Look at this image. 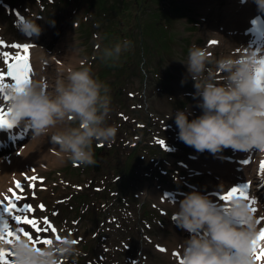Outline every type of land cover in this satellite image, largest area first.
<instances>
[{"label":"rangeland","instance_id":"rangeland-1","mask_svg":"<svg viewBox=\"0 0 264 264\" xmlns=\"http://www.w3.org/2000/svg\"><path fill=\"white\" fill-rule=\"evenodd\" d=\"M177 2L184 6V11L173 16L167 25L171 29L170 55H165L164 59L156 56L151 61L146 60L145 79H132L121 88L120 97L112 98V111L107 123L115 125L118 132L110 146L101 144L111 153L109 157L94 166H77L60 160L40 166L33 175L37 177L35 181L23 178L22 182L30 186L21 195L35 208L34 213L26 214L37 218L43 227H47L43 224V218L47 217L58 231L36 233L31 226L21 224L15 225L18 234V229L24 227L33 233L34 238L71 236L78 241L81 252L76 264H170L157 246L166 247L171 242L177 243L181 249V241L189 233L171 218L176 211L175 201L162 200L160 195L163 191L174 194L179 205L184 195L194 190L193 186L205 194L217 178L215 174L197 169V163H204L205 156L211 152L197 151L178 138L176 111H186L190 120L202 114L201 98L195 95L194 81L182 61H187L188 50L193 45L206 48L210 54L208 71L221 81L224 74L216 61L229 55L239 57L238 53L246 55L249 49L246 42L234 34L231 47V32L227 30L218 43H210L214 39L212 29L207 25L216 18H222L224 5L212 7L206 16L197 0ZM92 9L85 0H0V41L4 42L0 45V52L15 54L18 50L11 48L12 44H39L50 56H55L56 50L62 47V56L66 60L71 49L76 54L75 68L87 67L97 78L101 70L102 28L94 22ZM25 18L36 20L40 25L38 39L32 37L29 40L31 34L20 30ZM4 67L0 58V69ZM47 73L46 81H50L48 92H51L56 78L65 73L54 65L47 68ZM31 79H34L33 71ZM5 83L14 82L7 78ZM8 105L9 100L0 94V107L6 111ZM171 112L172 116L167 119ZM20 137L32 140L31 131L25 138L19 135L12 140L20 142ZM141 140L144 142L138 153L142 163L134 168L129 182L131 190L126 194L117 185L121 174L115 167L117 163L124 164ZM14 141H8L9 146L4 147L0 155L18 149ZM95 146L94 142V152ZM156 148L160 151H155ZM222 151L234 155L230 148ZM260 154L255 150L258 158ZM195 157L201 159L195 160ZM260 161L257 159V170L251 174L253 179L260 177ZM205 179L211 184L206 182L203 187ZM32 182L37 186L31 187ZM221 182V188L227 192L237 187L240 180L224 179ZM258 198L264 212V193H258ZM41 204L44 209L39 208ZM3 215L10 225L14 223L6 213ZM67 264H72V261Z\"/></svg>","mask_w":264,"mask_h":264},{"label":"clouds","instance_id":"clouds-1","mask_svg":"<svg viewBox=\"0 0 264 264\" xmlns=\"http://www.w3.org/2000/svg\"><path fill=\"white\" fill-rule=\"evenodd\" d=\"M255 3L258 12L264 13V0ZM19 28L25 34L41 33L36 20L28 18ZM130 46L124 40L105 48L103 59L116 61ZM259 59L254 49L243 57L220 58L216 64L224 75L217 81L207 68L208 50L196 45L189 48L187 61L182 62L194 81L195 95L201 98L202 114L190 120L186 111H176L182 142L200 152L218 153L229 147L264 152V86L257 83L254 71ZM7 92L10 118L28 127L32 139L50 137L61 160L94 166V142L110 146L115 141L118 128L107 123L112 111L109 89L87 67L69 68L51 92L37 83L26 85L23 91L9 86ZM171 116L172 112L167 119ZM171 218L189 233L182 249L183 264H253L257 220L245 200L233 198L225 212L209 196L193 190L180 200ZM60 237L38 247L21 237L12 245L14 264H76L81 254L78 243L71 236Z\"/></svg>","mask_w":264,"mask_h":264},{"label":"bare ground","instance_id":"bare-ground-1","mask_svg":"<svg viewBox=\"0 0 264 264\" xmlns=\"http://www.w3.org/2000/svg\"><path fill=\"white\" fill-rule=\"evenodd\" d=\"M197 3L202 7L203 13L206 16L210 14L212 7L216 8L218 5H224V14L222 18H216L212 23L207 25V27L209 26L212 29L211 35L214 41L218 43L220 39L223 38L224 32L227 30L228 32H231V47L234 40V34L246 42L247 49H254L258 57L261 56V53L264 52V13L258 12L255 0H243V2L242 0H197ZM30 37L31 38L28 37L29 40H31L32 37H37L38 39V36L33 34H31ZM45 51L46 50H43L39 44L33 46L30 45L29 56L34 73L32 83H37L48 92L50 86V83L48 82L50 81H46L45 74L47 73V68H50V65H54L57 67L58 71L66 74V71L69 68H75L74 59H76V54L70 49L67 54L68 59L65 60L61 52L62 47L59 48V51L56 50L55 56H50ZM238 54L239 57L244 56V53H242V55L241 53ZM29 130L30 129L23 123L18 122L14 130H12V132L10 131L11 134H9L10 132H7V136H4L0 133V151L5 150L4 147L9 146L8 140L12 142L14 140L10 139H14L19 135L23 138L27 137ZM20 139V142L14 141L17 143L18 149L10 150L0 155V193L8 194L9 188H15V181L19 180L22 182L23 178L26 179V177H33L35 171L40 166L57 163L61 160L56 155L57 148L51 143L50 137H47L44 140L22 139L21 137ZM232 150L234 151V155L230 156L227 153L220 151L218 153L206 155L205 164L197 163V169L200 171L212 173L217 176L212 184L207 182V179L203 181V187L206 182L207 184H211V186L206 189L205 195L209 196L218 207H221V210L226 212L227 210L224 209L223 204L227 202L221 201L220 196L227 192L223 191L221 188V181L224 179L230 181L239 179L240 183L238 186L243 184L249 186L247 192L249 199L256 202L254 206L257 208V212L253 213V215L257 220L260 216H264L263 208L258 198V193H264V174L261 173L260 168L259 179H253L251 174L257 170V159L264 161V152H261L258 158L257 155H255V149L249 152ZM194 159L200 160L201 158L195 157ZM245 160H247L248 163H245ZM4 163H8V165H4ZM33 184L35 185L36 182ZM36 186L37 185H35V187ZM193 189L197 191L198 188L197 186H193ZM168 193L169 192L163 191L160 195V199L175 201L174 206L178 208L179 205L177 204L178 201L176 200L175 195ZM23 197V202H16L21 209L23 208V205L27 203L25 196ZM234 198L238 197L235 196ZM246 202L249 205V202ZM2 211V208H0V214ZM14 214H20L22 216L27 215L26 212L23 211ZM260 227H264V223L257 225L258 232ZM185 239L186 238H183L181 241V249L178 248L177 243L171 242H168V245L164 247L167 250L164 253L168 257L170 264H178V258L173 255V253L179 252L182 254ZM258 244H264V242H258ZM253 264H260V262L253 260Z\"/></svg>","mask_w":264,"mask_h":264},{"label":"trees","instance_id":"trees-1","mask_svg":"<svg viewBox=\"0 0 264 264\" xmlns=\"http://www.w3.org/2000/svg\"><path fill=\"white\" fill-rule=\"evenodd\" d=\"M85 1L93 7L91 11L93 20L102 28L101 70L97 74V79L108 87L111 99H115L122 95L119 91L132 79H145L146 60L151 61L156 56L164 59L165 55H170L171 29L167 25H170L173 16L182 14L184 6L177 0ZM124 40L130 41L131 46L121 53L118 60L106 62L103 59V50ZM143 142V140L138 142L123 165L117 163L115 167L121 174L117 185L122 187L126 194L131 190L129 182L134 168L138 163H142L138 150L142 148ZM155 151L160 150L156 148ZM109 154L111 153L105 149V145L95 146L97 164L109 157Z\"/></svg>","mask_w":264,"mask_h":264},{"label":"snow or ice","instance_id":"snow-or-ice-1","mask_svg":"<svg viewBox=\"0 0 264 264\" xmlns=\"http://www.w3.org/2000/svg\"><path fill=\"white\" fill-rule=\"evenodd\" d=\"M210 43L215 45L217 42L211 41ZM3 44L4 42L0 41V45ZM10 47L17 49L18 51L15 54L9 53L7 51L0 52L2 63L6 66L3 69H0V94L4 95L5 100L11 99V97L8 95V92L6 91L9 86H12L16 91H23L26 85L32 83L31 77L33 69L29 56L30 45L12 44ZM239 51L240 49H237V52ZM245 51L247 50L245 49ZM257 65L258 66L254 69L257 77V83L261 86H264V52L261 53L260 59L257 61ZM7 78H11L14 83H5ZM10 112V108L5 111L2 107H0V129H11L15 124H17V121L10 118ZM159 143L163 144L164 142L159 141ZM245 163H248V161L245 160ZM259 168L261 173L264 174V161L260 162ZM26 179L29 181H35L37 177H27ZM29 186L30 185L28 183H23L17 180L15 181V188L8 189V194L0 193V208L3 210V213L0 214V264H14V260L12 259L14 256L12 245L15 241L19 240L21 236L27 238L34 246L39 244L50 245L53 242L51 238H34L33 233L25 230L24 227H20L18 229V234L15 225L22 224L31 226V228L36 233H56L58 231L47 217L43 218V224L47 225V227H43L40 221L34 216L30 217L29 215L22 216L20 214H14L21 211L26 213H34L35 208L32 205L25 203L21 209L16 203L17 201H22L24 199L21 193H23L24 190ZM31 187L34 188L35 185L32 184ZM248 187L249 186L247 184L233 187L226 194L220 196L221 201L227 202L223 204L224 209L227 210L234 196H237L240 199L248 201L250 205V211L256 213L257 208L254 206L256 202L249 199L247 192ZM44 207L45 206L43 204L39 205L40 209H44ZM4 213H6L8 217L11 218V221L14 222L13 224L10 225L9 220L4 217ZM262 223H264V216H260V218L257 219V225ZM55 238L61 239L59 235H56ZM258 242H264V227L259 228L257 236L252 241L253 260L260 262V264H264V244H258ZM74 243H78V241H74ZM157 247L162 253L167 251L164 247L159 245ZM173 255L177 256L178 264H183L181 253L175 252Z\"/></svg>","mask_w":264,"mask_h":264}]
</instances>
